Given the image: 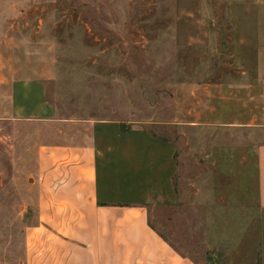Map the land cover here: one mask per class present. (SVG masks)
<instances>
[{
    "label": "rangeland",
    "instance_id": "1",
    "mask_svg": "<svg viewBox=\"0 0 264 264\" xmlns=\"http://www.w3.org/2000/svg\"><path fill=\"white\" fill-rule=\"evenodd\" d=\"M0 11L12 24L0 73L45 81L63 128L115 122L174 145L176 199L148 204L161 237L198 264H264V0H0ZM20 212L11 184L0 264L21 257Z\"/></svg>",
    "mask_w": 264,
    "mask_h": 264
},
{
    "label": "crops",
    "instance_id": "2",
    "mask_svg": "<svg viewBox=\"0 0 264 264\" xmlns=\"http://www.w3.org/2000/svg\"><path fill=\"white\" fill-rule=\"evenodd\" d=\"M2 19L0 11V38L12 41V24L4 28ZM47 96L41 79L0 73V132L9 131L0 136V195L12 184V213L20 208L15 220L25 224L17 263L198 264L149 220L154 198L176 199L174 145L115 122L63 128ZM53 127L38 138L28 131ZM119 158L128 169L121 175ZM258 162L264 210V145Z\"/></svg>",
    "mask_w": 264,
    "mask_h": 264
}]
</instances>
